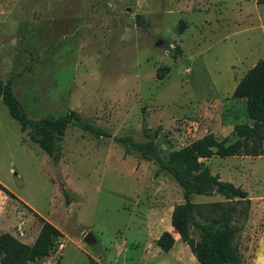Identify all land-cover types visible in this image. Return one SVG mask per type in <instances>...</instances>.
I'll return each mask as SVG.
<instances>
[{
	"label": "rangeland",
	"instance_id": "374dc122",
	"mask_svg": "<svg viewBox=\"0 0 264 264\" xmlns=\"http://www.w3.org/2000/svg\"><path fill=\"white\" fill-rule=\"evenodd\" d=\"M261 59L257 0H0V82L30 119L69 117L51 157L9 116L0 90V184L14 196L0 191V235L32 245L41 219L59 232L47 256L26 264H198L171 228L172 210L184 202L180 186L113 137L152 141L163 155L206 135L236 142L234 128L252 122L233 92ZM202 163L247 192L235 243L242 264H253L264 157ZM191 202L204 212L227 204L216 193ZM166 231L174 238L168 252L157 245ZM86 233L95 245L83 242Z\"/></svg>",
	"mask_w": 264,
	"mask_h": 264
},
{
	"label": "trees",
	"instance_id": "16d2710c",
	"mask_svg": "<svg viewBox=\"0 0 264 264\" xmlns=\"http://www.w3.org/2000/svg\"><path fill=\"white\" fill-rule=\"evenodd\" d=\"M257 2L264 4V0ZM163 74L164 72H158L159 77ZM0 90L3 91L2 98L9 116L19 124L21 131H33V139L41 146L47 145V153L52 157L56 133L69 122V117L56 120L30 119L19 107L9 86L0 82ZM233 97L246 100L252 126H236L234 131L239 140L232 144L224 145V142H217L212 135H206L188 146L163 155L162 150L152 141H137L131 135L113 137L114 141L124 147L126 154L135 153L143 160L155 161L159 171L172 177L180 186L184 202L173 208L171 228L181 242L187 245L198 264H242V255L235 243L239 228L234 217L247 216V192L220 180L217 174L212 175L202 161L215 155L264 157V59L258 60L246 72L235 87ZM75 125L97 137L108 136L80 121L75 122ZM53 162L56 163L54 159ZM0 191L14 198L1 184ZM214 193L227 200L225 207L212 204L204 212L207 206L191 202L192 195L210 196ZM64 194H67L66 190ZM41 223V229L32 245L23 244L9 234H1L0 264H26L37 257L47 256L60 234L43 219ZM173 244L174 238L168 231L163 232L157 240L158 247L164 252H168ZM89 262L97 264L92 259Z\"/></svg>",
	"mask_w": 264,
	"mask_h": 264
},
{
	"label": "crops",
	"instance_id": "0c3cea01",
	"mask_svg": "<svg viewBox=\"0 0 264 264\" xmlns=\"http://www.w3.org/2000/svg\"><path fill=\"white\" fill-rule=\"evenodd\" d=\"M259 246L255 253L253 264H264V226L259 237Z\"/></svg>",
	"mask_w": 264,
	"mask_h": 264
},
{
	"label": "water",
	"instance_id": "95a60500",
	"mask_svg": "<svg viewBox=\"0 0 264 264\" xmlns=\"http://www.w3.org/2000/svg\"><path fill=\"white\" fill-rule=\"evenodd\" d=\"M159 44H160V42H156L155 45L157 46ZM83 242L89 246L95 245V240H94L93 236L91 235V233L83 234Z\"/></svg>",
	"mask_w": 264,
	"mask_h": 264
}]
</instances>
